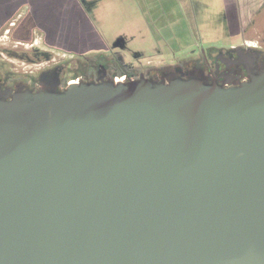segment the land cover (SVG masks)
I'll return each instance as SVG.
<instances>
[{
    "label": "water",
    "instance_id": "1",
    "mask_svg": "<svg viewBox=\"0 0 264 264\" xmlns=\"http://www.w3.org/2000/svg\"><path fill=\"white\" fill-rule=\"evenodd\" d=\"M0 264H264V71L0 99Z\"/></svg>",
    "mask_w": 264,
    "mask_h": 264
},
{
    "label": "rangeland",
    "instance_id": "2",
    "mask_svg": "<svg viewBox=\"0 0 264 264\" xmlns=\"http://www.w3.org/2000/svg\"><path fill=\"white\" fill-rule=\"evenodd\" d=\"M43 1L46 11L53 16L66 14L68 22L62 27L64 19L60 20L58 34L51 41L46 39L37 12L40 5L27 0L11 15V23L0 24V71L9 80L36 77L59 64L76 81L81 72H94L97 61L108 65L118 59L141 70L161 69L200 62L205 55L233 44L264 49V13L255 16L246 32L234 34L225 25L222 0ZM3 5L18 4L0 1ZM77 29L89 30L86 36L92 40H79ZM60 37L63 41L55 46Z\"/></svg>",
    "mask_w": 264,
    "mask_h": 264
},
{
    "label": "flooded vegetation",
    "instance_id": "3",
    "mask_svg": "<svg viewBox=\"0 0 264 264\" xmlns=\"http://www.w3.org/2000/svg\"><path fill=\"white\" fill-rule=\"evenodd\" d=\"M64 19V18H63ZM88 31L80 33L78 39L89 42ZM70 43H68L69 45ZM76 45V44H75ZM77 47V45H76ZM112 59L108 65L102 61H95L93 71L81 72L79 82H99L114 81L115 78L123 77L117 82L131 83L141 78H148L159 82H169L173 79H198L206 85H218L222 88L239 87L252 80V75H257L264 71V49L259 45L252 44H233L227 48H220L210 56L205 55L199 62H190L173 67L163 68L145 67L138 69L132 64L127 65L124 73L117 74L114 67L115 61ZM70 75L67 74L65 67L59 64L42 71L38 76H29L25 79L12 77L9 80L0 71V99H11L13 93L31 90L57 92L67 87Z\"/></svg>",
    "mask_w": 264,
    "mask_h": 264
},
{
    "label": "crops",
    "instance_id": "4",
    "mask_svg": "<svg viewBox=\"0 0 264 264\" xmlns=\"http://www.w3.org/2000/svg\"><path fill=\"white\" fill-rule=\"evenodd\" d=\"M2 3L6 1H12L17 3L18 5L13 6H0V24L5 25L9 21L11 15L16 13L21 4H23L27 0H0ZM40 7L37 9V12L41 15L40 16V27L42 31L47 34L46 39L51 41V38H54V34L57 33L59 29H61V21L64 18V22H62L65 26L67 20V15L60 16L59 14L55 13V15H51L50 12L46 11L42 6V3H46L43 0H37ZM54 1V0H51ZM223 2V11H224V18H225V25H227L228 30L234 34H242L246 32V30L252 24L255 16L260 13L261 11L264 13V0H222ZM41 10V11H40ZM72 11V10H70ZM261 12V13H262ZM66 17V18H65ZM72 17V16H71ZM71 29L76 30V26L69 24L67 25ZM78 30V29H77ZM79 32V30H78ZM58 34V33H57ZM92 40V39H90ZM63 41L62 37L58 38L55 41L54 45L61 44ZM49 44H53L48 42ZM55 45V46H56Z\"/></svg>",
    "mask_w": 264,
    "mask_h": 264
},
{
    "label": "trees",
    "instance_id": "5",
    "mask_svg": "<svg viewBox=\"0 0 264 264\" xmlns=\"http://www.w3.org/2000/svg\"><path fill=\"white\" fill-rule=\"evenodd\" d=\"M114 67L117 70V74L121 75L124 73V70L126 69L127 65L123 63H119V61L116 60ZM68 79H70V77H68Z\"/></svg>",
    "mask_w": 264,
    "mask_h": 264
},
{
    "label": "built area",
    "instance_id": "6",
    "mask_svg": "<svg viewBox=\"0 0 264 264\" xmlns=\"http://www.w3.org/2000/svg\"><path fill=\"white\" fill-rule=\"evenodd\" d=\"M123 78H124V77H117V78H115V80H116V82H117V81H119V80H123ZM78 82H79V79H76V81H74V80L70 81L69 84H71V83H78Z\"/></svg>",
    "mask_w": 264,
    "mask_h": 264
}]
</instances>
